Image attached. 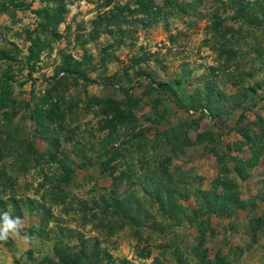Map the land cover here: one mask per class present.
Returning a JSON list of instances; mask_svg holds the SVG:
<instances>
[{"label":"rangeland","instance_id":"rangeland-1","mask_svg":"<svg viewBox=\"0 0 264 264\" xmlns=\"http://www.w3.org/2000/svg\"><path fill=\"white\" fill-rule=\"evenodd\" d=\"M263 14L264 0H0V212L35 237L0 242V264H46L56 245L108 264H264ZM56 80L62 127H38ZM105 98L123 110L111 132ZM55 138L73 171L62 192ZM29 147L42 158L22 170ZM111 196L137 224L106 236L122 223Z\"/></svg>","mask_w":264,"mask_h":264},{"label":"trees","instance_id":"trees-1","mask_svg":"<svg viewBox=\"0 0 264 264\" xmlns=\"http://www.w3.org/2000/svg\"><path fill=\"white\" fill-rule=\"evenodd\" d=\"M137 12H144L145 10L142 9V7H139ZM109 16H104V21L108 22L110 24H115L111 18L113 17L112 12H109ZM242 18V11H240V15L238 18ZM264 17V14H263ZM245 18V17H244ZM264 19V18H263ZM57 20L54 21V25L57 24ZM215 24V23H214ZM218 25V23L216 24ZM29 49V54H30ZM31 70L28 69L27 74L30 76ZM59 80H56L51 87L43 94L38 102L34 105L32 116L35 120V124L38 127H43L44 125H54V126H61L64 120V116L66 115V110L68 106L66 104L64 105L60 94V87H59ZM99 100V99H98ZM130 98L127 97L126 102H129ZM98 103H101L103 106L102 114L104 116V120L102 123L101 128L107 129L108 132L114 131V129L123 122V110L120 109L119 105L120 103H116L115 101L105 98L103 100H99ZM70 111V110H69ZM258 124H260V127H264L263 121L259 120ZM62 127V126H61ZM239 135L241 137V141H236L235 145L237 147L242 146L243 144H250L251 139L249 135L245 132V129L239 130ZM57 139L55 138L53 141H51V146L54 148L53 153H47L45 160L48 163H52L55 166L56 173L53 174V176L47 178L49 181V184L52 186L51 190L53 192L55 191H64L65 184L70 181L71 173L73 172L71 168H69V165L66 164V162L57 157ZM256 157V156H255ZM15 158L17 160H20L21 169H25V164L27 162H30L32 160V163L34 165L39 164V159L42 158L41 153H39L37 150L28 148L24 150L17 149ZM31 158V159H30ZM241 163V162H240ZM246 164H250L249 161H246ZM26 170V169H25ZM234 171L239 175H242V167L236 166L234 167ZM103 204L105 205V208L107 210H111L106 216L108 220L116 218V220L121 221L122 223L118 225L117 229H108L106 231V236H111L114 234L115 230H119L126 227H135L137 224V219L135 215H130L126 212L125 202L122 200H119L117 197H110L109 199H106L103 201ZM127 205V204H126ZM106 215V214H105ZM134 238H139L138 230H134ZM84 243V242H83ZM53 258L47 259L45 261L46 264H108V259L110 258L109 255L102 252L99 253L98 249L95 246H92L90 250L87 252L83 246H79V248L76 250L68 245L64 246H54L53 247ZM150 252L146 251L143 255H139L140 257L146 259L149 257ZM122 264V263H121ZM149 264H161V262L158 259H152V261Z\"/></svg>","mask_w":264,"mask_h":264},{"label":"clouds","instance_id":"clouds-1","mask_svg":"<svg viewBox=\"0 0 264 264\" xmlns=\"http://www.w3.org/2000/svg\"><path fill=\"white\" fill-rule=\"evenodd\" d=\"M0 212V242L13 239L24 245H30L35 239L25 231V221L19 215H13L10 210Z\"/></svg>","mask_w":264,"mask_h":264}]
</instances>
